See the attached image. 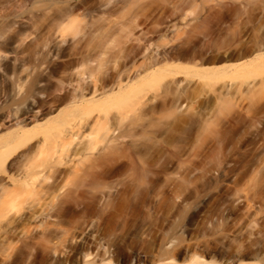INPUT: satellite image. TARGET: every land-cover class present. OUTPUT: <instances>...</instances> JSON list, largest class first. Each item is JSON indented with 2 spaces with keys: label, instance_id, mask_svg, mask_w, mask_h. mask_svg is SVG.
Instances as JSON below:
<instances>
[{
  "label": "bare ground",
  "instance_id": "1",
  "mask_svg": "<svg viewBox=\"0 0 264 264\" xmlns=\"http://www.w3.org/2000/svg\"><path fill=\"white\" fill-rule=\"evenodd\" d=\"M1 1L10 2L12 0H0V2ZM70 1L72 0H69V2L65 4L63 3L64 5L58 4L61 6H58V17L55 19L48 20L45 17V19H39V17L35 18L36 16H33L32 18L29 17L22 19V22L19 21V23L14 20L6 24L3 22L6 26L2 25L5 27L0 29V172L2 170L1 168H3L4 171L7 168L13 170L11 173L3 171V175L6 174V176L0 178V264H31L32 261H30V258H27L30 263L28 261V263H26L24 261L25 258L23 259L24 262H19L20 260L17 261L18 259L16 260L14 258L15 256H12V251L16 249L15 246L18 249L17 244L21 243L22 245V243L27 240H34V242L31 243V246L33 244L35 250H40L41 252H51L58 249V244L56 245V243L62 241L63 237L66 236V231L63 228H60L61 230L59 229L58 225L61 221L60 223L58 222V212L53 211L54 207L52 206L53 209H51V205L48 203V206L47 202H45L47 198L49 200V197L45 200L42 199V196L39 199L37 197L36 201H31V203H33L32 205L30 202L28 206L26 204L27 209L25 212L17 211V213H11L9 209H6V206L11 200L13 203L16 198L20 196L22 197V195L26 192L28 193V191L32 193L31 197L33 199L34 196H37L38 194L40 195L41 193L44 194L45 197L50 193L56 198V195H58L56 191H59L58 189L61 188V185L58 188L56 184L57 182L60 183L57 179V174L60 171L58 170V166L61 165L60 167H65L64 163V165L59 163L60 161L58 160V157H61L59 156L60 152L68 154L67 152H64L72 150L71 156L74 155L73 160L74 157L78 156V153L89 152L90 150L83 151L85 148L82 147H87L86 149H92L94 147L92 146V148H90L92 143H90V137L95 130H103L102 138L106 141L105 149L103 148L106 153H104L107 155L108 152L109 154L115 152L116 154V151L120 149V143H118L120 135L116 133V129L113 128L111 124H108V115L106 114L108 113L107 109L109 107H124L128 98L140 95L145 91V88L151 87L153 82H155L160 75L171 74L175 77L176 73H178L177 70H183L185 67L186 70L188 68L190 71L194 70L193 72L202 78L208 73V71L200 70V65L206 64L203 67H210L207 64H214L213 62L215 61L221 62L223 60V57L216 53L217 56H214L215 54L210 56L208 53L212 48L209 50L207 49L206 51L205 47V50H197L190 55H178L179 57H176L177 55L175 54V60L183 62L182 64H184V66L182 67V65L179 66V64L174 65L176 61L169 62L171 59H169L170 57L167 56V54L157 52L160 49L156 48L158 50L152 51L151 49L154 45L152 40L149 41L150 37L147 36L148 34H145L147 37L145 35L135 34V30L139 26H137L135 21L136 25L132 21L131 24L133 23L134 26L130 25L128 29H125V26L123 27L125 24L122 23V25L121 22H116L117 24H115L112 19L116 14L121 13L123 10L125 11L127 7L137 3L138 0H94L93 3L91 2L92 4L88 2L89 5L85 8L79 3L80 0H77L78 3ZM83 1L86 2V0ZM196 1L197 0H184L182 3L180 2V4L172 2V13L168 14L175 15V17L178 16L177 21L185 22L186 18H189L188 13L191 15L192 13L194 14V9L199 4H196ZM203 1L204 0L201 2ZM205 1L207 2L208 0ZM254 2L256 1L254 0ZM262 3L259 2L258 4L261 5ZM6 4L8 5L9 3ZM217 5L218 4H216V6ZM240 6L241 5L238 7ZM244 7H242V11L247 8ZM214 8L213 10L216 9ZM232 9L230 10L232 11ZM239 9H241V7ZM221 10L223 11L225 9L222 8ZM225 11H227V9ZM233 11L235 12V10ZM196 12L198 13L197 10ZM218 13L220 14V12ZM214 14H216L215 11L209 12L199 24L196 23L199 17L196 18L194 15L197 19L195 21L197 25L196 27L194 26V28L202 30L208 26L206 22L208 21V18ZM84 15L90 16V18H88L91 21L96 22L93 23L92 26L89 25L90 23H87V21L83 19L85 18ZM239 15H241V11L239 12L237 8L234 16L238 17ZM257 15L258 14L255 16ZM220 16H222V13ZM80 17L83 18L80 19ZM91 17H93L95 21L92 20ZM161 18H163V16H161ZM172 18L173 17H171V19ZM195 18L193 20H195ZM215 18L214 20H216ZM249 20L251 19L249 18ZM46 22L48 23L47 26H49V24L51 25L49 22H52L51 29L49 28V30H46L47 32L45 31L46 35L44 37H42L43 34L40 35L42 39L40 41L36 40L38 42L34 44L32 43V46H27V48L25 47V49L21 51L18 50V48L20 49L23 40L22 37L25 33H28V30L31 28L34 29V26H38L37 28L39 29V26ZM160 23H162L161 20ZM174 23H176V21ZM236 24L239 25L237 22ZM44 26H46V24ZM182 26L185 25L182 24ZM157 27L160 28L159 23ZM178 27L177 31L179 29ZM43 28L41 27V29ZM194 28H192V30H194ZM262 28L263 27H261V29ZM145 31L149 32L148 30ZM174 32H176L175 29ZM201 32L202 31H200V34ZM206 33L208 34V32ZM78 34H80V37H77L79 39H76ZM121 34L124 35L121 36ZM116 36H119L120 38L123 37L125 40L129 39V44L134 42L137 47H133L134 49L131 47L130 49L132 50H129L130 52H128V54H121L119 50L124 47L118 49V51L117 49H114L122 46L120 45L121 39L119 40V37L118 39L116 38L119 40V43L114 42ZM144 36L149 38L146 39ZM260 37L263 38V36ZM233 38L235 37L233 36ZM116 39L115 41H117ZM237 41L239 43V40ZM156 42L158 41H155L154 44ZM211 42L213 45L214 41ZM118 44L120 46H118ZM253 44L256 43L253 42ZM235 45L238 46L237 43H235ZM250 45L251 44L248 46L252 47ZM221 46L224 45L222 44ZM159 47L161 48V45ZM109 49L111 51L113 49L115 50L113 51L114 53L116 52L114 60H117L118 58V62L113 60L116 63L113 62L115 64L113 72H111V65L108 64L111 70L107 71L110 73H107L104 72L107 70V67L104 65L112 60L113 57H110L111 55H109V53L112 54L113 52L111 53ZM126 49L127 48H125V51ZM223 49V47L222 49L220 48V50ZM121 51H123V49ZM238 51L236 50L235 53ZM255 51H257V54H255L254 57H251L252 59L251 61L248 60L249 62L243 60L245 56L247 57V55H250L248 51H242V54L238 58L234 57L236 60L242 59L243 61L240 60L236 62L232 55L229 56L228 59H233L235 62H229V65L225 70L229 73H238L243 72V70H249V68L257 69L262 60H264L263 45H257L250 53H255ZM137 57L142 60L140 62L137 61ZM111 63L112 62L110 61V64ZM103 66L106 67L105 70H103ZM259 68L261 69V67ZM101 69L104 73H102ZM173 81L175 84L180 82L175 80H172L171 82ZM57 82L58 88L57 86L54 87ZM252 83H248L247 86L249 87ZM24 84L26 88H23L24 90H22ZM56 88L58 89V98L55 101L58 102L59 106L61 105L62 109H60L56 115L46 118V116H49L52 113V107L51 109L50 107L48 109V106L50 105H48L49 103L46 98L48 99L47 96L51 94L48 93L49 90L52 89L56 93ZM175 90L179 93L178 88ZM179 96H177V99L175 100L176 103L174 101L175 104H178V107L180 104L179 102H181L180 98H178ZM136 98L134 100H136ZM140 99L137 100L139 101ZM114 120H118V118H114ZM255 124H257V120ZM257 128L258 127H256V130ZM251 129L255 128L251 127ZM251 135L253 134L251 133ZM87 138L89 139V142ZM86 139L87 141H85ZM254 142L256 143L257 141ZM258 145H256L255 148L253 146L251 157L249 155L247 160L241 162L239 160L238 162L240 163L235 165L236 167L233 172V178L228 177L229 180L232 179L229 182L231 184L233 183L234 186L231 185L233 187H231L230 191L222 192L216 208L209 211L203 210L201 207L202 204H198V196H195L200 193L193 194V196L192 193L190 194L189 192L190 195L186 198L185 206L170 210V215L175 218L171 222H162L157 225L133 224L114 226L109 228L100 237L98 236L101 234H94L95 231H93L94 228L92 229L93 226H88L86 229L80 227V230L78 227V245L74 250L72 249V256L70 255L71 257H68L67 259L64 258L65 260L63 259L64 261L61 263H58V259L56 261L52 258L49 264H264V192L261 193L259 191L254 193L253 190H251L252 192L250 191V188L252 187L251 181L256 180L253 179V177L259 172V164L264 160V144L262 146L261 143L259 146ZM80 148H82L83 151H81V153L79 151ZM77 150L79 151L78 153H76ZM86 153L85 155L88 157V154ZM101 154L99 155L101 156ZM99 155L97 156L99 157ZM262 156L263 160L260 159ZM67 157L69 158L70 154ZM95 157L93 161L95 160L97 162V160L99 161V159H101L99 158L96 160ZM102 157V160L106 159V156ZM89 158L91 159V157ZM60 160L62 162V159ZM95 161L94 164L96 163ZM90 162H92V160ZM71 164L74 165H68L67 163V165L70 166L67 167V169L69 170V168L72 169L73 167L74 171L71 170V172L69 171L68 173H78L80 170L78 168V170L76 169L77 166L75 163L73 162ZM262 165L264 166V162ZM262 165H260V168H264ZM92 167L96 166H93L92 164ZM67 169L65 168L64 170ZM89 169L91 170L92 168ZM248 170L250 171V174L248 173ZM92 171L95 170L93 169ZM51 172L55 173L53 174L56 176V181L54 179L52 180L53 177L51 179L48 177ZM95 172H93V174ZM253 174L255 175L252 176ZM87 175L88 174H86V176ZM219 178H221V175ZM227 179L224 177L220 180V185L222 187L229 185ZM246 180H248L249 183ZM238 182L242 183V188L241 186L240 188L238 187L240 184H238ZM33 192L38 193L37 195H33ZM43 192H47L46 195ZM54 193L56 195H54ZM54 197L51 198L54 199ZM202 199L200 200L202 201ZM54 201L52 203H54ZM203 201L205 200L203 199ZM8 206L10 207V205ZM36 231L38 234L33 237V233H36ZM64 234L65 236H63ZM131 239L136 240V244L138 243L139 246L134 244L135 241H132L133 245ZM86 244L89 246L93 245L94 252H86ZM22 246L20 247L22 248ZM54 252H51L52 254L50 253V255L54 256ZM57 253L58 251L56 252V255Z\"/></svg>",
  "mask_w": 264,
  "mask_h": 264
},
{
  "label": "rangeland",
  "instance_id": "2",
  "mask_svg": "<svg viewBox=\"0 0 264 264\" xmlns=\"http://www.w3.org/2000/svg\"><path fill=\"white\" fill-rule=\"evenodd\" d=\"M59 1L60 0H12L10 2L1 1L0 25H5L6 23H10V21L13 20L16 22L18 21L19 23V21L22 22V19L29 17L32 18L33 16H36L35 18L39 17V19H55L58 17V6H61L58 4H65L69 2V0H61L64 2L60 1V3ZM72 1L78 3L79 0ZM80 1L79 3H81L84 8L87 7L89 3L94 2V0H86V2L83 0ZM183 1L184 0H138L137 3L127 7L125 11L123 10L121 11V13L116 14L112 19L115 24L119 22H121V24H125H122L123 27L125 26V29H128L130 25L134 26L136 22L137 26H139L135 30V34H148L147 36L150 37H148L149 41L152 40V43L155 47L154 48L152 46L154 49L151 47V50L155 51L160 49L157 52H163L167 54V56L170 57L169 59H171V61L169 62L176 61L175 54L177 55L176 57H179L180 55H190L194 51L201 49L205 50V47L206 51L207 49L209 50L212 48V50H209L208 53L210 56L216 53L217 55L222 56L223 60L221 62L215 61L213 62L214 64H207L210 67H203L206 64L200 65V70L208 71V73L205 74L202 78H200L195 72H193L194 70H191V73L190 69L188 68L189 70H186L185 67L183 70H177L178 73H176L175 75L176 78L171 74L160 75L159 77H157L155 82H153V85H151V87L145 88V91H143L144 93L142 92L138 96H132L133 98H128L124 107H109L107 109L108 113L106 114L108 115V124H111L112 127L116 129V133L120 135V139L118 142L120 143V149L118 150L119 152L116 151V154L115 152H111L110 154L108 152L107 155L105 154L106 151H104V149L106 141H104L102 138L103 130H95L90 137V143L92 142L90 148L94 146L92 148L93 150L86 149L87 147H82L85 148V150L83 151H90L87 153H81L82 148H80L79 151L81 154H79V151L77 150L76 153H78V156L74 157V160V155L71 156L72 150L64 152H67L68 154H63V152H60L59 155L58 153V155L62 157H58V160L60 161L59 163H61L62 165L65 164V167H60L61 165L58 166V170L62 172L59 171V175L57 174V179L60 183L57 182L56 184L58 188L61 185V188L58 189L59 191H56L58 195L55 194L56 192L54 193V195H56V198L53 196V194L51 195L50 193L46 195L47 192H43L45 193L46 197L41 192H39L41 193L40 195H37L38 192H33V195H37L34 196L33 199L31 197L32 193L28 191V193H24L22 197L20 196L16 198L13 203L11 200L7 204V206L10 205L11 208L9 206L7 208L6 206V209H9L11 213H17V211L25 212L27 209L26 204L28 206L31 201H36L37 197L39 199L42 196V199L44 200L49 197V200L47 198L45 202H47V204L49 203L51 207H54L53 211L58 212V222L60 223L61 221L58 226L59 229H65L66 236L64 234L63 236L65 237H63V239L61 237V242H55L56 245L58 244V249H55V252L51 251L55 253V257L50 255L51 252H41L40 250H35L33 244L31 246V243L34 242V240H27L26 242L22 243V245L24 244L23 246L21 245V243H19L20 245L17 244L18 249L15 246L16 249L13 250L14 252L12 251V256H15L14 258L16 260L18 259L17 261H25L26 263H30V261H32L31 264H49L51 262L50 260L54 258V260L56 261L58 259V263L63 262L65 259L72 256L73 250L78 245L77 233L79 232L80 227H84L86 229L88 228V226H93L92 229L94 228V234H101L98 236L100 237L109 228L114 226L133 224L157 225L162 222H171L175 218L170 215V210H173L175 208H182L183 206H185L186 198H188L191 193L192 195L200 193L199 195H195L198 196V204H202L201 207L205 211L212 210L213 208L217 207V203H219V198L222 192H228L230 191L231 187L234 186L233 183L231 184L229 182L232 180H229V178H233V172L236 167L235 165H238L243 160H247L249 158V155L251 157L253 146L255 148V146L258 144L260 145V143L261 146L264 144V60H262L259 65L261 69L259 67L257 69L249 68V70L247 69L248 71L243 70V72L238 73H229L225 70V68L229 65V62H237L240 60H245L246 62L251 61V57H254V55L257 54V51H255V53H252L253 55L250 52L257 45H263L264 48V1L255 0L257 2L256 3L254 2V0H208L207 3L204 0L205 2L203 1V3L201 2L202 0H197L196 4L199 3V7L198 5L195 7L194 14L192 13L191 15L188 13L189 18H186L185 22H180L177 21L178 16L175 17V15L168 13H172V2H177L176 4H180V2L182 3ZM259 2L263 3L260 5L258 4ZM6 3L9 4L7 5ZM202 4H205L204 7ZM216 4L218 5L216 6ZM223 4L226 6H224ZM239 5H241V9H239ZM244 6L247 8H245ZM242 7L245 8H243V11L246 10L245 12L242 11ZM213 8L215 10H213ZM222 8L225 10L227 9V11H222ZM237 8L239 12L241 11V15L238 16L239 18L234 16ZM230 9H232V11ZM196 10L198 11V13L196 12ZM233 10H235V12ZM213 11H215L216 14L209 17L213 18H208L209 22L206 20V23L209 27L205 24L206 27L202 30H197V28H194V26L196 27V25L199 24L204 16ZM254 11L256 12V14H258L257 16H255L256 14ZM218 12H220V14ZM221 13L222 16H220ZM251 13H253L254 15ZM194 15L196 16V18L199 17L198 20L194 17ZM249 15L253 17H250ZM84 16L85 18H82L86 20L87 23H90L89 25L92 26V24L96 22L93 17L91 18L95 22L89 19L90 16ZM161 16H163V18H161ZM170 16L173 18L171 19ZM82 18L80 17V19ZM194 18L195 20H193ZM214 18L216 20H214ZM249 18L251 20H249ZM160 20L162 23H160ZM132 21L134 24H131ZM175 21L176 23H174ZM195 21L197 24L195 23ZM235 21L239 25H237ZM3 22H5V24ZM250 22H252L253 24ZM49 23H51V25L49 24V26H47V22L45 23L46 26H44L45 24L42 23L41 26H39V29L37 28L38 26H34V29H29V34L26 32L22 37L25 41L24 42L22 40V44L24 43L26 46L24 44V46L21 44L22 47L20 45V49L18 48V50H24L25 47L27 48V46H32V43L34 44L40 41L42 39L40 35L43 34L42 37H44L46 35L45 31L49 30V28L52 27V22ZM158 23L160 28L157 27ZM182 24L185 26H182ZM5 26H2L0 29ZM43 26L45 29L43 28ZM41 27L43 29H41ZM177 27L179 28L178 31ZM261 27L263 28L261 29ZM35 28H37L38 30ZM148 28H150L151 30ZM192 28H194V30H192ZM174 29L176 32H174ZM145 30H148L149 32ZM153 31L155 32V34ZM192 31L193 33L195 31L196 32L193 34ZM200 31H202L203 33L205 31L204 35L202 32L200 34ZM206 32H208V34ZM233 33H235L236 35ZM123 35L121 34V36ZM119 36H116L114 38V42L117 43L121 39L120 45L122 46L118 44V46L120 47H116L114 49H117L118 51V49L124 47L122 48L123 51H121L122 49L119 50L121 54H128V52L137 47L134 42V44H129V39L125 40L123 37L120 38ZM151 36L154 37L152 38ZM233 36L235 38H233ZM260 36H263V38ZM77 37H80V34L76 36V39H79ZM118 37L119 40H117ZM115 39L117 41H115ZM210 40L214 41L213 45L211 44L212 42ZM237 40H239V43ZM155 41L158 42L154 44ZM253 42L256 44H253ZM115 43L113 44L116 45ZM235 43H237L238 46L235 45ZM217 44L220 46H218ZM222 44L224 46H221ZM249 44H251L250 46L252 47H249ZM160 45L161 48L159 47ZM131 47L132 49H130ZM222 47L224 48V51L220 50V48L222 49ZM232 47L235 49H233ZM125 48H127L126 51ZM114 49L112 51L110 49L109 50L112 53L113 51H115ZM234 50H239L241 53L239 51L235 53ZM241 50L244 52L248 51L250 55H247V57L245 56L243 60H236L234 57L238 58L242 54ZM112 54L109 53V55H111L110 57L113 56L112 60H110L113 63L114 61H117L118 58L116 57L117 60H114V55L116 54V52H113ZM216 54L214 56H217ZM231 55L233 56L235 61L230 58L228 59V57ZM137 58V61L139 62L142 60L141 58L139 59V57ZM110 61L107 62L106 65H104L107 67V70L104 72L111 70V68V72L114 71V65L116 63L114 62L115 64H110ZM182 63L183 62L181 61H176L174 65L179 64V66L182 65L183 67L184 64ZM108 64L111 65V68ZM104 66L103 70H105L106 68ZM103 70L101 69L102 73H104ZM172 80L180 82L175 84L174 81L171 82ZM248 83H252V85L248 87ZM57 84L58 82L54 87H56ZM26 87L24 84L22 86V90H24L23 88ZM176 88H178V92L180 94L177 93V90H175ZM51 90H49L48 93L54 94H52L53 96L49 94L47 96L48 99L46 98V100L49 103L48 105H50L48 106V109L49 107L50 109L52 107V113L51 115L46 116V118L56 115L59 110L62 109L61 105L59 106L58 102L55 101L58 98V89L56 93L53 90L52 92ZM177 96H179L178 98H180L181 101L179 102V107L177 106L178 104H175ZM134 97H137L136 100H134ZM137 99L140 100L138 101ZM114 118H118V120H114ZM256 120L257 124H255ZM251 127H254L255 129H251ZM256 127H258L257 130ZM251 133L253 135H251ZM87 139L85 141H87ZM254 141H257L258 143H255ZM85 153L88 154V157H86ZM101 153H104L105 155H102ZM69 154L72 158L67 157ZM99 154H101V156ZM94 155L96 157H98L97 155H99V157L96 158ZM108 155L111 157H109ZM93 156L96 160L101 158L99 159V161L97 160L98 163L94 160L96 162L94 164ZM102 156H106V159L102 160ZM89 157H91V159ZM60 159H62V162ZM260 159L263 160V156L262 158L260 157ZM91 160L93 163L90 162ZM239 160L240 162H238ZM72 161L77 166L76 169L78 168L80 170L78 173L76 172L78 175L75 172H72L73 174L68 173L69 171L71 172V170L74 171L73 167L72 169H67V167H70L68 166L69 164L74 165L71 164L73 163ZM66 162L68 163V165ZM263 162L264 160L262 161V163ZM262 163L259 164V172L256 174L257 176L255 174L252 175H255L253 179L256 180L251 181L252 189L250 188V191L253 190L254 193H257L259 191L261 193L264 192V168H260V165H262ZM92 164L96 167H92ZM63 167L67 170H64ZM60 168L63 170H61ZM86 168L92 169L87 170ZM1 169L2 170L0 172V178L6 176V174L3 175L4 173H2L4 171L3 168ZM93 169L96 172L92 171ZM4 172L11 173L13 172V170L11 168H7ZM93 172L95 173L93 174ZM53 173L54 172L49 173L50 176L48 175V177L50 179L53 177L52 180L54 179L56 181L57 179L54 175L55 173ZM85 173L88 175L86 176ZM248 173L250 174V171ZM220 175L221 178H219ZM223 176L226 179L229 177L227 179V183L229 185H225L224 187L220 185V180L224 178ZM248 180L246 181L249 183ZM239 183L240 182H238V184ZM241 184L242 183L238 185L239 188L240 186L242 188ZM25 194H29L27 195V198ZM49 195L51 197H54V199ZM202 198L205 201H203ZM17 199H19L20 201ZM200 199H202V201ZM53 201L54 203H52ZM32 204L33 203H31V205ZM53 207L51 209H53ZM33 234V237H35L38 233L36 231V233ZM132 241H135L134 244L136 246H139L138 243V245L136 244V240L131 239V242ZM26 244L28 247L26 246ZM88 244H86L87 248H85V251L94 252V247H92L93 245L89 246ZM20 246H22V248ZM31 247H33L34 249ZM57 251L58 253L56 255ZM27 258H30V261H28L29 259Z\"/></svg>",
  "mask_w": 264,
  "mask_h": 264
}]
</instances>
